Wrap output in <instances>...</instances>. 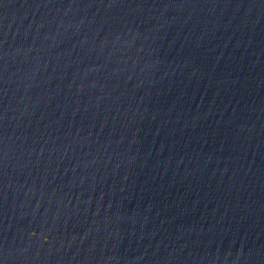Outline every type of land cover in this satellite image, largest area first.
Returning <instances> with one entry per match:
<instances>
[{
  "label": "water",
  "instance_id": "obj_1",
  "mask_svg": "<svg viewBox=\"0 0 264 264\" xmlns=\"http://www.w3.org/2000/svg\"><path fill=\"white\" fill-rule=\"evenodd\" d=\"M0 264H264V0H0Z\"/></svg>",
  "mask_w": 264,
  "mask_h": 264
}]
</instances>
